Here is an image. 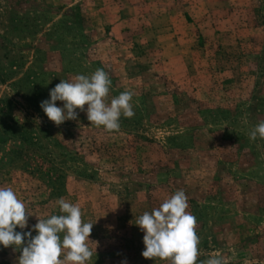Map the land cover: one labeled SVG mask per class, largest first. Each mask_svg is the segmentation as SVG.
I'll return each instance as SVG.
<instances>
[{
    "label": "rangeland",
    "instance_id": "rangeland-1",
    "mask_svg": "<svg viewBox=\"0 0 264 264\" xmlns=\"http://www.w3.org/2000/svg\"><path fill=\"white\" fill-rule=\"evenodd\" d=\"M97 69L135 115L108 132L85 105L57 127L41 102ZM261 120L264 0H0V187L33 214L18 232L63 197L93 224L88 264H168L142 256L136 218L183 190L198 262L264 264ZM21 254L0 245V264Z\"/></svg>",
    "mask_w": 264,
    "mask_h": 264
},
{
    "label": "clouds",
    "instance_id": "clouds-1",
    "mask_svg": "<svg viewBox=\"0 0 264 264\" xmlns=\"http://www.w3.org/2000/svg\"><path fill=\"white\" fill-rule=\"evenodd\" d=\"M111 80L106 71L97 69L90 76L76 75L62 80L50 91V99L41 102V108L50 121L59 127L67 120H77L79 109L85 111L92 126L105 131H118L120 119L135 115L131 103L134 93L128 90L108 100ZM63 102V107L57 106ZM264 139V120L249 132L255 141ZM188 198L177 190L151 212L136 218V225L144 233L145 259H160L168 264H226L224 257L211 255L199 261L197 219L187 212ZM60 214L40 218L33 231L18 232L28 227L33 215L26 209L11 187H0V245L13 247L22 254L18 264H88L94 250L88 246L93 224L83 222L81 208L61 197L57 201ZM66 250V251H65ZM96 252V249H95ZM126 264V262H125Z\"/></svg>",
    "mask_w": 264,
    "mask_h": 264
}]
</instances>
